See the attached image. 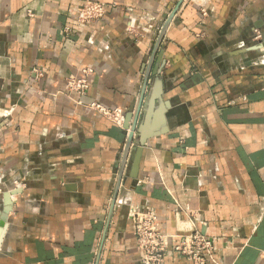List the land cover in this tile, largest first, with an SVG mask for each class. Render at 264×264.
Here are the masks:
<instances>
[{
  "label": "crops",
  "instance_id": "0c3cea01",
  "mask_svg": "<svg viewBox=\"0 0 264 264\" xmlns=\"http://www.w3.org/2000/svg\"><path fill=\"white\" fill-rule=\"evenodd\" d=\"M97 1L83 25L82 0H0V264H140L146 209L264 264V0ZM83 68L124 128L68 94Z\"/></svg>",
  "mask_w": 264,
  "mask_h": 264
},
{
  "label": "built area",
  "instance_id": "2783aa9c",
  "mask_svg": "<svg viewBox=\"0 0 264 264\" xmlns=\"http://www.w3.org/2000/svg\"><path fill=\"white\" fill-rule=\"evenodd\" d=\"M106 10L107 6L103 2L82 0L77 22L83 25L97 23L103 20ZM256 38L260 39L261 34L257 33ZM81 74L82 76L71 74L67 77L68 94L77 97L75 102L78 106L95 112L116 126L124 128L126 117L121 108L109 109L95 101L88 103L83 101L90 90L89 78L94 71L91 68H83ZM38 75L41 74L38 73ZM130 218L134 227L140 264H166L170 251L180 254L190 264H216L214 244L200 232L193 230L167 236L161 230L158 215L149 209L135 210L130 214ZM174 240H177V243L172 245L171 242Z\"/></svg>",
  "mask_w": 264,
  "mask_h": 264
},
{
  "label": "water",
  "instance_id": "95a60500",
  "mask_svg": "<svg viewBox=\"0 0 264 264\" xmlns=\"http://www.w3.org/2000/svg\"><path fill=\"white\" fill-rule=\"evenodd\" d=\"M134 132L135 131H133V133L130 135V147H131L132 142H133ZM19 193L20 192L16 190L12 193H6L3 195L4 208L2 211H0V245H1L3 238H4L6 225H7L8 220H9V214L13 208L12 197L16 196Z\"/></svg>",
  "mask_w": 264,
  "mask_h": 264
},
{
  "label": "bare ground",
  "instance_id": "6f19581e",
  "mask_svg": "<svg viewBox=\"0 0 264 264\" xmlns=\"http://www.w3.org/2000/svg\"><path fill=\"white\" fill-rule=\"evenodd\" d=\"M13 200V199H12ZM14 201H16V200H14Z\"/></svg>",
  "mask_w": 264,
  "mask_h": 264
}]
</instances>
